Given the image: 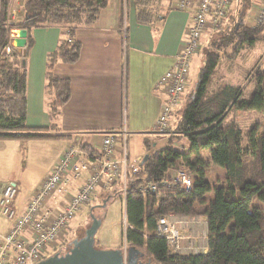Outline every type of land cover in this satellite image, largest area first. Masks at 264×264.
Listing matches in <instances>:
<instances>
[{
	"label": "trees",
	"instance_id": "16d2710c",
	"mask_svg": "<svg viewBox=\"0 0 264 264\" xmlns=\"http://www.w3.org/2000/svg\"><path fill=\"white\" fill-rule=\"evenodd\" d=\"M107 1L25 0L22 25L17 29H25L29 37L31 29L42 26L92 27ZM155 2L134 0L140 11L138 18L150 19ZM8 4V0H0V140L44 138L47 136L40 134L38 129L26 125L28 71L24 60L27 47L23 56L12 44L11 32L16 28L7 25ZM248 7L245 0H236L230 13L228 9L220 20L221 24L227 21L226 26L218 25L216 33H220L218 30L221 33L209 44L192 94L182 101L184 91L163 134L148 133L146 136H151L152 141L146 137L142 142L146 160L140 164L138 174L127 175L123 198L127 226L121 231V243L125 242L126 251H131L126 264H264V134L252 129L247 145L242 147L241 132L235 122L224 123L233 109H264V71L255 89L245 98H242V86L224 80L221 75L216 76L221 59H233L232 56L248 42H254L264 29L242 26L241 17ZM146 10L152 11V15L145 14ZM71 41L61 42L45 60L44 92L48 117L53 123L47 130L54 128L61 108L70 97L69 81L56 77L53 67L58 63L72 65L78 61L80 45ZM7 49L9 54H6ZM228 49L232 56L225 55ZM157 137L161 143L156 142ZM204 154L208 155L206 159ZM211 166L224 172V180L217 186L205 180ZM182 168L193 181L188 191L167 186L159 187L156 195L140 192L147 183L169 181L168 174ZM104 189L106 193H113L112 198L120 194L118 198L122 200L120 181ZM101 190H96L91 201ZM211 191L214 196L207 202L205 196ZM168 214L196 221L204 218L206 251L180 254L159 238L156 223Z\"/></svg>",
	"mask_w": 264,
	"mask_h": 264
},
{
	"label": "crops",
	"instance_id": "0c3cea01",
	"mask_svg": "<svg viewBox=\"0 0 264 264\" xmlns=\"http://www.w3.org/2000/svg\"><path fill=\"white\" fill-rule=\"evenodd\" d=\"M176 2L156 0L153 15L152 11H145L152 17L141 20L134 0H124L127 11L123 21L121 0H108L92 27L75 29L72 39L80 45L78 61L72 65L58 63L53 68L56 77L70 84V97L61 108L55 127L59 132L55 133L52 127L47 130L53 123L47 114L44 92L45 60L64 35L60 26H42L30 31L24 64L27 71L30 66L35 69L31 91L29 77L27 82L26 125L47 137L0 140V189L6 183L17 187L15 206L19 212L67 147L71 140L67 136L78 134L81 139L90 140L91 135L119 133L123 125L130 134L144 133L142 142L150 133L147 131L153 128L165 100L158 83L171 69L192 21V11H177ZM58 133L60 136H54ZM10 227L11 223L0 219V233ZM187 228L182 229L181 247L193 246L194 236L198 243L206 245L201 237L203 230ZM205 251L203 247L197 252Z\"/></svg>",
	"mask_w": 264,
	"mask_h": 264
},
{
	"label": "built area",
	"instance_id": "2783aa9c",
	"mask_svg": "<svg viewBox=\"0 0 264 264\" xmlns=\"http://www.w3.org/2000/svg\"><path fill=\"white\" fill-rule=\"evenodd\" d=\"M232 0H177L174 9L178 11H195L192 25L187 26L185 38L180 49L174 56V62L158 85L164 90L165 100L160 114L151 129L152 134H163L168 127L172 111L177 107L183 92L187 88L189 61L199 48L200 38L207 24L218 25L226 14ZM259 5V16L264 19V0H256ZM254 9V8H253ZM256 10L258 6L256 5ZM252 12V11H251ZM125 21V20H124ZM13 32V31H12ZM125 25L122 28V36ZM200 37V38H199ZM10 50H6L9 54ZM128 134L125 129L119 133H104L95 135L101 145L100 157L84 150L73 148L70 144L52 166L48 175L42 181L38 191L27 202L25 212L21 213L15 206L18 189L14 184L6 183L0 189V219L10 222L11 227L0 233V264H37L45 256L50 257L56 251V242L65 237L64 231L75 216L76 211L91 202L93 194L104 184L108 186L120 181L125 199L127 175L139 171L136 160L133 170L128 165L129 151L126 147ZM122 151L118 155L117 149ZM112 156V159H111ZM86 177L83 184L75 188L78 181ZM169 181L158 184L147 183L140 192L156 195L159 187L178 186L183 191L192 187V179L186 169L169 173ZM49 198H51L49 200ZM47 200H49L47 202ZM52 204L58 210L56 219L52 222L48 208ZM67 213V214H66ZM191 224L193 227H205V219L199 221L188 217H178L168 214L157 221L156 232L159 238L172 246L180 254L191 253L192 245L187 248L180 246L182 235L180 229ZM124 221V228H126ZM189 227V226H187ZM125 230V229H124ZM204 240L206 237L204 235ZM52 244L54 251L47 252L46 246ZM187 251V252H186Z\"/></svg>",
	"mask_w": 264,
	"mask_h": 264
},
{
	"label": "rangeland",
	"instance_id": "374dc122",
	"mask_svg": "<svg viewBox=\"0 0 264 264\" xmlns=\"http://www.w3.org/2000/svg\"><path fill=\"white\" fill-rule=\"evenodd\" d=\"M24 1L25 0H8L9 2L8 4L9 22L7 23V25L11 26L12 28H16V30H12L13 32H11V38L13 40L12 44L14 45V47H15V40L17 38L16 32L19 29H22V28L17 29V27L19 25H22L23 14H24ZM235 1L236 0L231 1L232 5L230 4L231 7L228 8L230 11L227 10L229 11V13L233 9V3ZM240 1L242 2V0ZM245 2L246 3L248 2L249 7H248V11L245 14V16L242 15L241 17L240 23H242V26L246 28H250V29L264 27V19H261V17L258 15L259 5L257 1L256 0H245ZM120 5L122 7L123 21H124V18L126 16V11H127L126 10L127 5L124 3V0H121ZM256 5L258 6V10H256ZM243 12H244V9H243ZM229 13H227V17L229 16ZM194 15H195V11L193 9L192 10V20H193ZM221 22H219L218 25H220ZM225 23H227V21L224 20L223 24H221L222 25L221 27H225L226 26ZM191 25H192V21H191ZM218 25L214 26L211 23L207 24L203 30L201 38L199 37L200 43H199L198 51L189 61V68H188V74H187L188 75L187 80L189 78L188 88L185 94L183 92L184 97L182 101H184V99L186 100L187 97H189L192 94L193 90L195 89L200 70L204 64V57L209 50V44L212 39L213 40L217 39L219 37V34L221 33L220 30H218L220 33H216L217 28L219 27ZM60 28L64 35L62 42L66 41L69 43V41L73 40L72 37H73V33L75 29H73L70 26H60ZM27 38L28 36L26 37V44H27ZM18 53L20 52L18 51ZM225 55L232 56L230 49L227 50ZM232 57L234 58L230 60L221 59V61L219 62L220 64L216 68V76L221 75L224 80L229 81L230 83L234 85L242 86V92H243L242 98H245L255 89L256 82L259 76L264 71V29L262 30L260 35L256 36L254 42H248L247 44H245L243 49L237 55L232 56ZM27 66H28V60H27ZM34 69H35L34 66H30L28 70V75H29L28 77L30 81V91L33 87ZM46 100H47V97H46ZM47 114H49V110L47 111ZM232 120L235 122L236 126L241 132L240 145L242 147L247 145L248 139H249V132L251 133L252 129H255V132L261 135L264 134V109L260 111H253V110H248V111L237 110L236 111L233 109L229 112V114L225 118L224 123H227ZM124 121H125V117H124ZM55 127H57V124H54V128H52L53 129L52 132L54 133L59 132L58 130H56ZM121 128H122L121 130L125 129L126 132L129 133L125 125H123ZM147 132H150V131H147ZM77 135L78 134L70 137L71 140L69 141L67 146L71 143L70 146L73 148H77V149L81 148L82 150L89 152L92 155H96L100 157L99 149L101 148L102 143L101 145H99V142L96 139L95 135H91L90 140L81 139ZM143 135L144 133H142V135L141 133L140 134L139 133L137 134L129 133L127 137L126 147H128V151L130 154L128 165L130 166L132 170H133L134 165L136 164V160L140 161V164H141L143 161V158L145 157L144 156L145 153L144 151H142V144H141L142 138L144 137ZM54 136H60V135L58 133ZM146 137H148L147 139H149V141H152L153 139L151 138V136L145 135V138ZM155 139H157L156 141L157 143H161L158 137ZM121 152L122 151L119 150V146H118V149H117L118 155L121 154ZM203 157L204 159H206L208 155L204 154ZM111 159H112V156H111ZM140 164H138L139 171L136 172V174L140 172ZM85 178L86 177H83L80 181L77 182V184L78 185L83 184ZM205 180L211 186H217L224 180V172L216 166H211L210 169L206 173ZM106 187H109V186L107 184H104L101 187V189L103 190L97 192L96 196L94 197L93 201H91L90 204L88 203L87 205L82 206L79 212L76 211L75 216L68 224V229L66 228L63 233V235L66 233L67 234L65 235V237H63L62 241H60V239H58L57 241H53V242H56L55 243L56 251L54 253H60V254L67 253L71 247V242L73 240L80 239L84 236L85 230L89 228V226L91 225V222H92L91 216H93L96 219H99L101 222H102V219L105 220L102 222L95 236V248L98 250H114V249H118L119 248L118 246L122 244L121 245L122 247H120V249H124L126 251L127 246L125 245V242L123 243L122 241L121 243V239H122L121 231L125 229L124 221L126 222L125 207L123 206L124 199L122 197V200H119L118 195L120 194H115V196L112 198L113 193L111 192L106 193L107 190L104 189ZM213 196L214 195L212 191L206 194L205 196L206 201L207 202L210 201L213 198ZM50 199L51 198H49V200ZM49 200H47V202ZM92 205H95V206H93L92 209H89V206H92ZM25 208L21 213L25 212ZM262 208H264V206H262ZM57 211L58 210H56V207H53L52 204L50 205V208H48V212L50 213L49 219L52 222L57 217V213H56ZM187 226H189L192 231L193 229L204 231V227L202 225H197L193 227L191 224H188ZM184 227L185 226H183V228ZM196 237L197 236H194L193 238L196 241H195V244H193L191 248L194 250H191L190 251L191 253H188V254H193L194 252L202 250L203 247H206V245L202 244V242L198 243L197 242L198 238ZM201 237L204 238V233ZM46 250L47 252L51 250L54 251L55 247H52V244L50 243L46 246ZM124 250L123 252H125ZM46 258L48 257L45 256L43 260H45Z\"/></svg>",
	"mask_w": 264,
	"mask_h": 264
},
{
	"label": "water",
	"instance_id": "95a60500",
	"mask_svg": "<svg viewBox=\"0 0 264 264\" xmlns=\"http://www.w3.org/2000/svg\"><path fill=\"white\" fill-rule=\"evenodd\" d=\"M15 47L25 55L27 31L19 29L16 32ZM146 160L143 158L141 164ZM91 225L80 239L73 240L69 251L65 254L55 253L37 264H126L130 260L131 251L124 249L98 250L95 248V236L101 226L99 219L91 216ZM123 250L125 252H123Z\"/></svg>",
	"mask_w": 264,
	"mask_h": 264
},
{
	"label": "flooded vegetation",
	"instance_id": "af4514ba",
	"mask_svg": "<svg viewBox=\"0 0 264 264\" xmlns=\"http://www.w3.org/2000/svg\"><path fill=\"white\" fill-rule=\"evenodd\" d=\"M59 252H61V251H59Z\"/></svg>",
	"mask_w": 264,
	"mask_h": 264
}]
</instances>
